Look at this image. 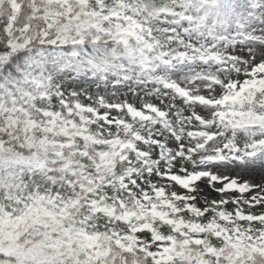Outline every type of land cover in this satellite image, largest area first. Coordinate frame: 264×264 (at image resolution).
<instances>
[{"label":"snow or ice","instance_id":"obj_1","mask_svg":"<svg viewBox=\"0 0 264 264\" xmlns=\"http://www.w3.org/2000/svg\"><path fill=\"white\" fill-rule=\"evenodd\" d=\"M0 264H264V0H0Z\"/></svg>","mask_w":264,"mask_h":264}]
</instances>
